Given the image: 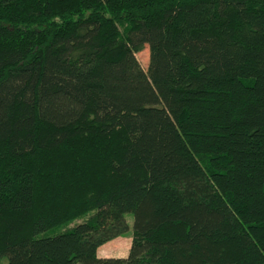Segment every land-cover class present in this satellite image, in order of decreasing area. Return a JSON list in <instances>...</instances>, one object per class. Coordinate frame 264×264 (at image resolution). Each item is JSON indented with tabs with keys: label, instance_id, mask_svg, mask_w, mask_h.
<instances>
[{
	"label": "trees",
	"instance_id": "obj_1",
	"mask_svg": "<svg viewBox=\"0 0 264 264\" xmlns=\"http://www.w3.org/2000/svg\"><path fill=\"white\" fill-rule=\"evenodd\" d=\"M0 264H264V0H0Z\"/></svg>",
	"mask_w": 264,
	"mask_h": 264
},
{
	"label": "rangeland",
	"instance_id": "obj_2",
	"mask_svg": "<svg viewBox=\"0 0 264 264\" xmlns=\"http://www.w3.org/2000/svg\"><path fill=\"white\" fill-rule=\"evenodd\" d=\"M149 57H150V53L147 47L142 52L136 55V58L138 59L140 65L145 70H147L148 65H149ZM126 219L129 225V231L127 232V234L121 237L123 239H120V240L116 239L113 242L110 241L104 250L102 248L101 253L103 255H111L112 253H114V255H117L119 254V251L125 252L126 249L129 247L128 245H129V242L132 240V235H133L134 218H133V215L130 214L126 216ZM60 232H62V230H56L54 233H60Z\"/></svg>",
	"mask_w": 264,
	"mask_h": 264
},
{
	"label": "crops",
	"instance_id": "obj_3",
	"mask_svg": "<svg viewBox=\"0 0 264 264\" xmlns=\"http://www.w3.org/2000/svg\"><path fill=\"white\" fill-rule=\"evenodd\" d=\"M120 239H123V238H121V237H119V238H117V240H120ZM116 240V239H115ZM115 240H113V241H115ZM112 241V242H113ZM131 243H132V240L129 242V247L126 249V251L125 252H122V251H119V254H117V255H114L112 252V254L111 255H103L102 253H101V251H100V255H101V257H114V258H126L127 257V255H128V253H127V251L129 250V248L131 247ZM108 244V243H107ZM107 244H105V245H103V250L105 249V247L107 246ZM102 250V249H101ZM116 254V253H115Z\"/></svg>",
	"mask_w": 264,
	"mask_h": 264
}]
</instances>
